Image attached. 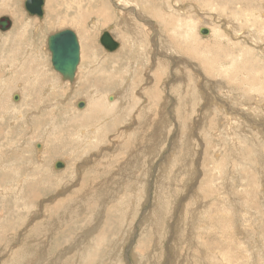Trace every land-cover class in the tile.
Here are the masks:
<instances>
[{
    "label": "rangeland",
    "instance_id": "374dc122",
    "mask_svg": "<svg viewBox=\"0 0 264 264\" xmlns=\"http://www.w3.org/2000/svg\"><path fill=\"white\" fill-rule=\"evenodd\" d=\"M1 1L0 18L9 16L13 19L14 24L13 28L5 34L0 31V264H264V135H262L264 134V127L256 123L264 116L256 119V114L250 110L253 118L245 117V119L236 114H225L217 118L218 123L216 125L205 121L203 131L197 132L201 139L194 137L192 139L194 145L190 151H182L181 154L172 158L173 162H170L169 165L165 163H167L166 158L170 155L171 142L174 140L181 146L182 141L180 142V140L183 134L181 127L183 123L181 122H185V120L178 121L177 124V122L168 120L169 118H165L166 122L162 118V130L157 131L156 137L153 135L155 145L153 143L151 151L144 152L141 150L142 155L139 154L133 159H130V155L127 154L128 162L121 166L123 171L112 168L108 171L109 163H103L102 160L94 157L96 153H100V150H92L88 143L89 138H84L88 133L91 134L90 132L95 135H93L92 141L97 138L98 130L94 125L95 122L91 124L89 120L86 121L87 119L83 117L79 118L81 123L84 120V124L79 126L85 128L84 131L87 132L83 136L87 141L82 140L85 144L84 142V145L81 144L75 140L78 139L75 134H78V129L81 128L79 126V128L74 127V123L67 119L68 115L74 120L72 117L74 112L72 113V107L66 111L65 106L69 103L71 105L76 103L79 98L86 99L87 94L89 95L92 91L89 88H97L94 90L95 93L91 94L96 95V102H101V108L103 106V110L107 114L102 120L107 128L102 129V132H106L104 139L92 145L101 147L103 150L106 145L109 146L110 143L106 144V140L108 138L114 139L113 135L118 136L122 127L127 129L130 126L128 119H132L137 114V110L141 109L139 106L142 102L145 103L142 96L138 94L144 87V83L139 81L141 76L145 78V74L153 66L151 63L146 65L147 58L151 56L149 53H153L152 48L149 49L151 43L141 42L139 46L138 44L134 45L135 48L132 47L133 49L131 46L134 33L142 40H149L151 34L147 32V29H144V24L141 22L140 24L135 16L130 17L126 13L125 18L121 19L128 21V25L119 23L121 21L118 20L109 23L115 29L112 30L113 33L111 31L112 35L121 44V47L112 54L100 46L98 37L95 43L90 44L85 36L82 38V35L79 34L81 45L85 47L83 60L80 64L81 82L79 81L76 87H73L72 84L66 86L62 83L61 75L58 72L57 74L51 66V55L46 48L47 37L54 32L68 28L80 31L78 27L71 24V21H74V18L80 13L79 10L84 11L89 8L87 10L89 14L95 6H100L103 1L109 4L110 0H46L44 6L47 14L44 17L45 21H32L30 23L33 25L36 23L38 26L27 28L24 24L27 19L39 20L40 18L37 16L30 17L22 5V0H3L2 3ZM129 1L133 5H138L136 2H139L141 6L139 0ZM158 1L160 2V0ZM186 1L198 4L199 11L196 8L187 9L188 11L186 10L181 15L186 21L183 23L191 28L196 21L201 23L202 19L206 18V24L212 25L210 26L212 28L215 27V31L221 36H219V41L223 37L228 39L226 48L221 46L219 53L221 57H225L224 59L227 58V65L229 66L240 48L230 46L229 41H232L231 39H233L231 44L237 41L232 38V25L229 27L224 19H227V16L229 18L228 14H231V9L237 12H241L242 8L245 10L256 9L259 12L262 9L261 1H242L241 5L236 1H231L226 8L228 10L224 13L217 10L215 12L212 6H206L203 1L198 3L200 0ZM232 2L235 4L233 5ZM145 4L149 3L145 2ZM158 6L162 9L160 3ZM109 7L119 17L122 15L120 12L118 13L112 3L109 4ZM91 18L87 21L88 24L85 23L84 32L88 33V29H90L92 33L99 36L107 27L97 25L98 18L95 15ZM23 20H25L24 23ZM191 20L195 22L193 23ZM234 25L236 30L245 27L244 23V26L236 23ZM159 26L161 30H164L162 24ZM28 28L29 30H27ZM245 30L247 32L248 29L245 27L243 32ZM179 33L181 32L178 31ZM162 37L166 41L171 40L173 44L176 43L175 40H172L175 38L170 28L163 33ZM162 37L159 36L161 39ZM235 38L237 37L235 36ZM192 39L195 40V35H192ZM196 40H198L197 37ZM209 40L203 41L202 51L205 53L209 49V53L206 52L205 56L208 54L216 56L213 53L217 50L214 46L215 40ZM43 47L44 51L42 50ZM145 50L147 51L145 52ZM36 51L40 53L41 59L37 57ZM251 52H253L251 57L246 56L245 59L248 64L244 65L245 68L248 66V70L253 71L254 64L252 61L255 56L260 58L261 64H264V60H262L264 56L254 49ZM131 53L133 59L130 56ZM231 55H234V58ZM18 59L23 60L25 67L16 66ZM97 59L98 61H96ZM106 59H108L107 65H104ZM39 60H42L43 65H46L43 68L48 74L42 76L37 74L40 71ZM132 61L137 62V66L133 69L130 68ZM111 63L116 65L113 66L114 64ZM223 63L225 64V62ZM89 64L90 68L88 67ZM141 67H145L146 70H144L143 75L140 71ZM258 67L260 70H264L263 65H258ZM171 70L172 67L169 68L166 65L164 69L159 68L157 70L155 68L153 73L156 78L159 73L161 76L167 75L168 72L171 73ZM87 71L92 73V76L88 82H85L88 75ZM101 77H107L109 80L101 84ZM129 81L133 83L132 87L129 88L127 94H124L122 87H125V83ZM79 87L80 89L86 88L78 94L77 89ZM50 88L51 90L57 88L53 92L60 93L61 90L64 91L65 89L68 91L65 90L66 93L61 95L54 94L50 100H47L52 93ZM183 88L178 83L175 84L172 95L175 97V94L182 95V92L185 93ZM185 88L190 90L188 87ZM145 89L147 90L144 97L147 98L149 86ZM15 93L20 99L17 102L14 101ZM120 93L127 97L124 102L125 107L123 106L121 111L119 109L117 114L108 109V104L114 103L115 99L110 100V98L112 99L113 96ZM217 93L220 94V90H217ZM130 98L132 100L128 101ZM152 101L151 107L156 110L160 107L163 99L156 94ZM116 102L118 101L116 100ZM169 103L166 104L168 108L171 107ZM77 111H82V109L77 108ZM67 112L70 113L67 114ZM51 114L53 116H50ZM114 116L115 118H113ZM145 116L146 114H143L142 118L139 117V121L146 119ZM206 117H210V115L207 114ZM106 119L108 120L106 121ZM52 121L54 122L52 123ZM189 124L187 123L185 126ZM253 125H259V127ZM245 130L247 131L245 132ZM61 138L62 140H60ZM141 138L144 144V140L147 141V135H143ZM202 140L203 144H206L204 150L208 159L201 164L203 180L197 182L199 172L197 163L199 150H201L199 142ZM38 144L43 145L40 155L37 153ZM143 144H141V148H143ZM59 160H64L70 169L77 168L78 165L82 170L78 172L79 178L84 181L87 180V184L98 183L94 187L95 190L89 192L91 194L84 193V196L78 195L77 197L75 195L72 200H62V204L59 201L54 202L60 200L57 199L58 194L62 192L66 194L70 189L74 190L75 185L81 182V180L76 182L74 179L70 181L66 172L64 173L65 168L57 170L55 164ZM181 162L184 164V168L187 166L185 168L187 174L182 179H180L182 176L176 174V171L180 172ZM91 165L93 166L89 167ZM105 171L112 175L111 177L108 174L111 177H108L109 182H106ZM175 174L179 177L178 180L177 178L172 179ZM180 174L182 173L180 172ZM246 181L248 182L246 183ZM253 184L258 186L255 187ZM194 185V188H197L189 194V190ZM65 191L67 192L65 193ZM39 204L42 205V209ZM204 219L207 220L204 221ZM100 234L103 239L105 237V241L102 240L99 245L91 242V239ZM116 239L118 241L114 244ZM169 239L173 241L170 242ZM111 241L114 243L112 244ZM189 255L192 257L190 258Z\"/></svg>",
    "mask_w": 264,
    "mask_h": 264
},
{
    "label": "bare ground",
    "instance_id": "6f19581e",
    "mask_svg": "<svg viewBox=\"0 0 264 264\" xmlns=\"http://www.w3.org/2000/svg\"><path fill=\"white\" fill-rule=\"evenodd\" d=\"M139 1L141 2V6H140V3L139 2L138 3L136 2V4H138V5H133L132 2H130L129 0H124V1H122V0H110L109 1V4L112 3L113 4V7L117 9L118 13L120 12V14H122V15L119 14L120 17L115 12H112L113 10L110 9L109 4H107L106 1H103V2H101V5L100 6H98V7L95 6L93 9H91L90 10L91 13H89V14H88V11H87L89 8H87V10H84V11L79 10L80 13L78 14V16L74 18V21L73 20L71 21V24H73V26H75V27H78V29L80 30V31L77 30L78 32L75 31V30H72L75 33L76 37H77V40H78V43H79V47H80V63L78 65V67H77V71H76L74 80L72 82L69 81V80H63L62 79V76H61V79L63 80L62 83L65 84L66 86L69 85V84H72L73 87L74 86L76 87L79 84V81L81 82L80 73H82V72H81V69H80L81 68L80 64H81V61L83 60V52H84L85 47L83 45H81V41H80L79 34L82 35V38H84V36H85V39H87L90 44L95 43L96 42V39L98 37L99 38L98 41H99L100 46L106 52H109V53L112 54V53L116 52L121 47V44H120V42H118L114 38L115 36L112 35V33H113L112 30L114 29V26L113 25H112L113 27L110 26L109 23L118 20V21H121L119 23H123V24H127L128 25L129 24L128 21L126 22L125 20L121 19V18H125V13L127 15H130V17L131 16H135L137 18V21L139 23L141 22V23L144 24V26H145L144 29H147V32L151 34V37L149 38V40H146V39L145 40H142L141 37H139L137 34L134 33V40H132V46H131V48L132 47L135 48L134 45L136 46V44H138V46H139V44L141 42L142 43L144 42L145 44H147L149 42L151 43V45L149 44L150 45L149 46L150 47L149 49L152 48L151 51L153 53H151V52L149 53L151 56L147 58V61H146L147 64L146 65H148L149 63H151L153 66H151L149 68V70H148L150 73L149 72L146 73L145 74V78L141 76L140 77V81H139L140 83L141 82L144 83V87L141 88L142 91L140 90L138 94H140V96H142V98L144 99L145 103L142 102V104L139 106L141 109L139 108L140 110H137V114H135L133 116V118L131 117L132 119H128V122L130 123V126L127 129H125L124 127H122L123 129L121 128V130H119L118 136L113 135L114 139L108 138V140H106V144L107 143H110V145L109 146L106 145L104 150L101 147H95V146L92 145V144H96L99 141H101L102 139H104V137H105L104 136V133H106V132H104V131L102 132V129L104 130L105 128H107V127L104 126L105 123L102 122V120L105 119V115H107V114H106V112H104L105 110H103V106L101 108V105H100L101 102L100 103H97L96 102V100H95V99H97L96 98V95L94 96V95L91 94V93H95L94 90H97V88H95V89L89 88V90H92V91L90 93L87 92V93H89V95L87 94L86 99L84 98L85 101H83L84 99L82 100V99L79 98L76 101V103L74 102V104H72V105H71V103L67 104L65 102L67 104L65 106L67 109L65 108V110L68 111V109L72 107V113L74 112V116H72L74 118V120L71 119V117L67 115V119H69L71 122L74 123V127H78L79 125L81 126L82 123L84 124V120L82 121V123H81V120H79V118L81 119L82 117L84 119H87L86 121L89 120V123H91V124H94V122H95L94 125H95V127H97V130H98L97 138L95 140L92 141L93 137L95 136L94 133H93L94 136L92 135V132H90L91 134H89V133L87 134V132L84 131L85 128H82L80 126L79 127L81 129H83V130H81V129L79 130L78 129V132L79 133L78 134H75L76 137H78V139H75V140H78L81 144H83L84 141H82V140H85L84 138L85 137L86 138L88 137L89 138L88 140L90 141V142L88 141V143L90 144V148L92 150L93 149L94 150L96 149L98 151L100 150V153H96L95 154L96 156L94 155V157H96V159L102 160L103 163L104 162L106 164L109 163L110 168L108 169V171H110L111 168L114 169V170L117 169V170L121 171L123 169V168L121 169V166L125 165L126 162H128V160H127V154L130 155V159H133L135 156H138L139 154H141L140 153L141 150H143L144 152L145 151H151L152 150V147H153V143L155 145V141H154L153 135H155V137H156L157 133L159 132L158 130H162V128H161V125L163 126V122L161 121L162 118H164V121H165V118L166 119L169 118L168 120H172L173 122H177V124H178V121H181L183 119L185 120V122L184 121L181 122V123H183V125L181 126L182 129H183V134H182V137H181V140H180V142L182 141L181 142V146L177 142H175L174 140H172V142H171L170 155L166 158V162L167 163H165V164L169 165L170 162H173V159L172 158H174L178 154H181L182 151L183 152H189L190 151V148H192V146L194 145V143L192 142V139H194V137L197 138V139H201L199 137L200 134L198 135L197 132L199 130H202L204 128L205 121H208L212 125L213 124L216 125L218 123L217 118H219L220 115H223L224 116L225 114H236V115H239V117H244V118L245 117L246 118L251 117V118H253L252 113L249 112L250 110H253V112L256 114V119L257 118H261L262 116H264V96H262V94H264V70L262 71L258 67V65H263V67H264V64H261L260 63V58L258 56H255V58H254L255 61L254 60L252 61L253 64H254V70L253 71H250V69L248 70V66H247V68H245L246 66L244 65V64H248V62H245V59H246V56L247 57H251V55L253 54V52H251V50L253 51V49L256 50V51H258L259 53H261V55L264 56V26H263L264 25V0H258L259 2L261 1L260 4H261V8H262V9L259 10V12H257L256 9H253V10H245V8H242L241 9V12H237V11L231 9L232 10V11H230L231 14H228L229 15V18H228L227 15H225V16H227V19H224V21H225V23L227 22V25H229V27H230V25H232L231 26V28H233V32H232L233 33V35H232L233 37L232 38H234L237 41L236 43L234 42L233 44H231V42L233 41V39H231L230 38L231 36H230L229 38L232 40V41H229L230 46H232L234 48H237L238 47V49L240 48V50H238V54H235L234 53V50H233V53L235 54V58H234V55L233 56L231 55L234 59L232 60V63H229V66L227 65V58L224 59L225 57H221V54L219 53V52H221L220 47L223 46V48H224L227 45L226 42H228V39L226 40V38L223 37V39H220V41H219V38L221 36L215 31V27L212 28V27H210L212 25L208 26L209 24H206V22H207V21L205 22V19L206 18H203L201 23H199L197 21L195 22V21L191 20L193 23L195 22V24L192 23L193 26L191 24V26L194 27L193 29H191L192 27L190 28V26H188L186 23H183V22H186V21H185V19H183V17L181 15L184 14L187 9L188 10H191L193 8H196L197 11H199L198 8H197L198 4H196L195 2L194 3L193 2L191 3L190 1L187 2L186 0H160V2L158 0H139ZM144 1L145 2H148L149 4H145ZM194 1H196V0H194ZM201 1H203L204 4L206 6H208V7H211L212 6V8L215 9L214 10L215 12L217 10V11H221L222 13H224L225 11L228 10L226 8H227V6H229V4H230L231 1H236V2H238V4L241 5L242 1L250 2V1H255V0H213L214 3L211 0H200L198 3H201ZM2 2H3V0L1 1V3ZM23 2H25V0H22V5L24 6V3ZM45 3H46V0H45ZM158 3H160V5H162V9H161L160 6H158ZM215 3H217L218 5H216ZM232 4L234 5L235 2H232ZM44 6H45V4H44ZM203 10H204V8H203ZM198 13H196V14H198ZM206 13H207V11L205 12V14ZM213 14H214V12H213ZM45 15H47V14H46L45 9H44V16H43L42 19H39V20H35V19L30 20V19H27V22H25V20H23L22 22L23 23L25 22L24 23L25 24V28H27V27H36V26H38L36 23L33 25V23H30V22H32V21H38L39 22L40 20H44V17H46ZM94 15H95V17L98 18L97 25H100L101 27H107V29L105 31H102V33H100L99 36H97L96 33H92L90 29H88V33L87 32H84L85 25H86L85 23L89 20V18H91ZM189 16H191V15H189ZM202 16H204V15L202 14ZM208 16L209 15H207V17ZM3 17L8 18L10 20V22H11L10 23L11 26L8 29H6L5 31H2L5 34L6 32H8L9 30H11L13 28L14 21L9 16H2L1 18H3ZM176 18H178V19H176ZM208 18H210V17H208ZM20 19H22V18H20ZM175 19H176V22H177V27H176ZM191 21H188V22H191ZM198 21H199V19H198ZM221 21H222V19H221ZM19 22H21V21H19ZM250 22H251V24H250ZM69 23H70V21H69ZM235 23L238 24V25L239 24H242L243 25V23H244L246 29H248L247 32H246V30L243 32V30H244L245 27L244 28L243 27L241 28L240 26H239L240 27L239 29H241V30H236L237 28H235V25H234ZM87 24H88V22H87ZM159 24L160 25L161 24L163 25L164 30H161ZM51 25H52V23H51ZM124 28H126V27H124ZM169 28H170V31L173 32V35H174V38L175 39L172 38V40H175L176 41L175 44H173L171 42V40H169V41L167 40L166 41L165 38L162 37L163 33H165ZM27 30H29V28ZM63 30H66V29H63ZM63 30H59L57 32H60V31H63ZM69 30H71V29H69ZM201 30H207L208 31V34L207 33L206 34H202L201 33ZM106 31L109 32V34L113 37L114 41H116V42L119 43V48L117 50L113 51V52L108 51L101 44V37H102L103 33L106 32ZM111 31H112V33H111ZM178 31H180L181 33L178 34ZM221 32H222V30H221ZM54 33H56V32H54ZM54 33H52V34H54ZM11 35H9V37H11ZM192 35H195V40H193V39L191 40ZM225 35H228V34H225ZM159 36H161L162 39L159 38ZM222 36H224V35H222ZM235 36L237 38H235ZM238 36H240V37H238ZM196 37L198 38V40H196ZM201 38H203V39H201ZM47 39H48V37H47ZM206 39L207 40H209V39H214L215 40V45L214 46H215V48H217V50L215 52L213 51V53L216 54V56L215 55H209V54L207 56H205V53L208 52L209 49L205 53L202 51V43ZM240 39H241V41H240ZM199 40H201V41H199ZM46 43H47V41H46ZM207 45L210 46L209 44H207ZM251 48H253V49H251ZM42 50L44 51V47H43ZM203 50H205V49L203 48ZM146 51L147 50H145V52ZM222 51H224V50H222ZM45 52H47V51L45 50ZM131 52L134 53L133 51H131ZM132 53L130 54V56L132 55ZM36 54H37V57L39 59H41L40 58V53L38 51H36ZM223 55H224V53H223ZM231 56H230V58H231ZM93 58H95V57L93 56ZM220 58H222V59H220ZM132 59H133V57H132ZM262 60H264V57H262ZM96 61H98V59ZM107 61H108V59H106L104 61V65H107V63H106ZM89 62H91V61H89ZM223 62H225V64ZM241 62H245V63H241ZM93 64H95V63H93ZM111 64H114V63H111ZM38 65L40 67V71L37 74H40L41 76L44 75V74H48V73H45V71H44V68H45L44 66H46V65H43L42 60H39V64ZM115 65L116 64H114L113 66H115ZM166 65H168L169 68L172 67L171 73L168 72L167 75H162V76L159 73L157 75V77L155 78V75L153 73V72H155L154 69L155 68L157 70L159 68L160 69L161 68L164 69V67ZM16 66L25 67V64H24L23 60L18 59V60H16ZM51 66L53 68V65L52 64H51ZM89 66H90V64L88 65V67ZM136 66H137V62H133V61L130 62V68L131 69H133ZM88 67H87V69H88ZM53 70H54V68H53ZM144 70H145V67L144 68L141 67V70L140 71L142 72V75L144 74ZM55 72L57 73V71H55ZM180 72H182V73H180ZM91 74L88 72V75L85 78V82H88V79L91 78L90 76H92ZM130 76H131V73H130ZM46 79H47V77H46ZM44 80H45V76H44ZM107 80H109L107 77L106 78L101 77L100 83L101 84L102 83H106ZM42 81H43V78H42ZM98 82H99V80H98ZM174 83L175 84L178 83L179 85L183 86L184 87L183 90H184L185 93L182 92L181 93L182 95L175 94L176 97L174 95H172V94H174L173 93V91H174V85H175ZM132 84L133 83L131 81L126 82L125 83V87H122V89H123V92L122 93L127 94L128 91H129V88L132 87ZM153 84H156V85H153ZM81 85H82V83H81ZM134 85H136L135 82H134ZM52 86H54V85L52 84ZM148 86H149V89H150L148 91V94L150 96L148 95L147 98H145L144 97V93L147 90L145 88L146 87L148 88ZM185 87L190 88V90L186 89ZM85 88H81L80 89V87H79L77 89L78 90V94H80L81 91H84ZM50 90H51V88H50ZM54 90H57V88L56 89L54 88ZM54 90H51L52 93L51 94L49 93L50 94L49 95L50 97L47 100H50L54 96V94L55 95H61L62 93L65 94L66 91H68L67 89H65L66 91L65 90L64 91L61 90V92L59 93V92H56V91L53 92ZM176 90H177V88H176ZM217 90H220L221 93L218 94L217 93ZM75 92H77V91H75ZM122 93L118 94L117 96L116 95L113 96L112 99L110 98V100H114L115 99V102L112 103V104L109 103L108 104V109H111V110L115 111V113H117V111L119 109L121 111V109H123V106L125 107L124 102L126 101V97L127 96L123 95ZM96 94L98 95V92L97 91H96ZM156 94L161 99H163V102L160 104V107L158 109L154 110V109H152L153 107H151V104L153 103L152 100L156 97ZM15 95H17V94L15 93ZM20 97H21V95H20ZM119 97H120V99H118ZM106 99L108 100V97ZM18 100H20V99H18ZM116 100L118 102H116ZM130 100H132V99L130 98L128 101H130ZM17 101H15V102H17ZM167 103H169V105H171L172 110H171V107H169V108L166 107V104ZM75 106H76V109H75ZM126 106H127V104H126ZM77 108H79V109L81 108L82 111H77ZM144 108H146V109H144ZM69 113L70 112H67V114H69ZM143 114L144 115L146 114V116H145L146 119H143V120L139 121V119L142 118L141 116H143ZM207 114H209L210 117H206ZM50 116H53V115L51 114ZM113 118H115V116ZM56 120H57V118H56ZM56 120H55V122H56ZM107 120L108 119H106V121ZM114 120L116 121V119H114ZM224 120H221V121L223 122ZM237 120H238V118H237ZM240 120H241V118H240ZM115 121H113V122H115ZM125 121H127V120H125ZM53 122L54 121H52V123ZM100 122H102V123H100ZM187 123H190V124L185 126V124H187ZM236 123H237V121H236ZM256 123L257 124H261L264 127V118L263 119L262 118L259 119ZM86 126H87V124H86ZM178 126L180 128V124ZM223 126H224V124H223ZM253 126H257V125H253ZM159 127H160V129H159ZM167 127H166V130L168 129ZM242 127H243V129H245L244 126H242ZM249 127H250V125H249ZM258 127H259V125L257 126V128ZM91 130H93V129H91ZM163 130H164V128H163ZM246 131L247 130H245V132ZM178 132H179V130H178ZM258 133H259V131H258ZM85 134H87V135H85ZM143 135H147V141L144 140V144H143V139L141 138V137H143ZM262 135H264V134H262ZM83 136H84V138H83ZM60 140H62V138ZM85 141H87V140H85ZM199 143H200L199 146H200V149L201 150H199V153L200 154H199L198 163H197L199 165L198 166V171L199 172H198V181L197 182H199V180H203V168H202L201 164L204 163V162H206V160L208 159V156H206L207 153L204 150V147H206V144H203L204 143L203 140H202V142H199ZM84 144H85V142H84ZM141 144L144 145L143 148H141ZM195 146H196V144H195ZM60 147H61V145H60ZM42 149H43V145L42 144H38L37 145V153H38V155H40ZM80 150H82V148ZM86 152H88V151H86ZM213 155H215V154H213ZM215 156H219V155H215ZM89 157H91V156H89ZM135 159H134V162H135ZM217 159H218V157H217ZM59 162H61L62 165H63V168L62 169L65 168L64 169V173L66 172V174L68 175V179H70V181H71V179L72 180L74 179L76 182H79L80 180H81V182L78 185L77 184L75 185L74 190H71L70 189L68 192L65 191V193L66 192L68 193V194L66 193L67 195L64 194L63 192H62L63 194L62 193L61 194H58V198L57 199H60V200H55L54 202H58L59 201V203L62 204L61 203L62 200H67V201L70 200V199L72 200L75 195L78 197V195H83L84 193H89V192H92L93 190H95L94 187H96L95 185L96 184L98 185V183H90V184H87V182H86L87 180L84 181L83 179H80L79 178L78 172L79 171L81 172L82 170H81L80 167H78V165H77V168H74V169L71 168L70 169L69 166H68V164H66L64 160H59ZM56 163H57V161H56ZM71 163H72V161H71ZM93 163L96 164L95 162H93ZM215 163H216V161H215ZM181 165H182V167L179 169V171L182 174H180V172L176 171V174H179L180 177L182 176L180 179H182L187 174L185 172V170H186L185 168L187 166L184 168V164L182 162H181ZM92 166L93 165H91L89 167H92ZM100 167H102V166H100ZM133 167L135 168V166H133ZM70 171H72V173H69ZM74 171L76 173H73ZM155 171H156V169H155ZM167 172H169V171H167ZM104 173H105V175H107L106 176L107 177L106 182H109L108 181L109 180L108 177H110V176L112 177V175L109 174L106 171ZM176 174L172 176V179L177 178V180H178L179 177H177ZM156 176H157V174H156ZM153 180L155 181V179H153ZM247 182L248 181H246V183ZM121 183H124V182H121ZM201 183L203 184V182H201ZM166 184H169V183H166ZM100 185H101V183H100ZM153 185H154V182H153ZM253 185H255V184H253ZM256 186H258V185L256 184L255 187ZM194 187H195V185L192 187V189L189 190V194L193 192V189H196L197 188V187L196 188H194ZM260 190H262V189H260ZM89 194H91V193H89ZM257 194H259V193L257 192ZM105 201H107V200H105ZM197 202H198V200H197ZM39 205H41V204H39ZM106 206H108V205H106ZM57 207H58V205H57ZM205 207H203V208H205ZM41 209H42V205H41ZM206 220L204 219V221H206ZM33 221L35 222L36 219L33 220ZM93 230H95V229H93ZM109 237H111V236H109ZM77 238H79V237H77ZM90 238H92V237L90 236ZM170 239H169V241H170ZM91 240H92L91 242L99 245V244H101L102 240L105 241V237L103 239L102 238V235L100 234V235H97L96 237H94ZM116 241H118V240L116 239L114 241L115 243L112 242V241L111 242H112V244L113 243L116 244L117 243ZM172 241L173 240H171L170 242H172ZM40 244L42 245L41 242H40ZM102 244H104V243H102ZM190 255H189V257L191 258L192 256H190ZM168 258H167V260H168ZM91 259H92V257H91Z\"/></svg>",
    "mask_w": 264,
    "mask_h": 264
},
{
    "label": "water",
    "instance_id": "95a60500",
    "mask_svg": "<svg viewBox=\"0 0 264 264\" xmlns=\"http://www.w3.org/2000/svg\"><path fill=\"white\" fill-rule=\"evenodd\" d=\"M45 0H25L24 8L30 17L37 16L42 19L44 16ZM6 17L0 19V30L5 31L11 24ZM202 34H208L207 30H201ZM101 44L110 52L119 48V43L114 41L108 31L104 32L101 37ZM47 50L51 54V62L55 71H57L63 80L73 81L77 67L80 63V47L75 33L66 29L48 36ZM19 99L18 95L14 96V101ZM39 147V146H38ZM55 168H63L61 162L55 164Z\"/></svg>",
    "mask_w": 264,
    "mask_h": 264
}]
</instances>
